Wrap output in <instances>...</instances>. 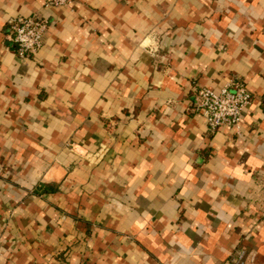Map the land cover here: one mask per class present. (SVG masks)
I'll use <instances>...</instances> for the list:
<instances>
[{
  "label": "crops",
  "instance_id": "crops-1",
  "mask_svg": "<svg viewBox=\"0 0 264 264\" xmlns=\"http://www.w3.org/2000/svg\"><path fill=\"white\" fill-rule=\"evenodd\" d=\"M237 81L212 134L196 92ZM0 264H264V0H0Z\"/></svg>",
  "mask_w": 264,
  "mask_h": 264
},
{
  "label": "built area",
  "instance_id": "built-area-1",
  "mask_svg": "<svg viewBox=\"0 0 264 264\" xmlns=\"http://www.w3.org/2000/svg\"><path fill=\"white\" fill-rule=\"evenodd\" d=\"M76 0H44L47 7L71 9ZM49 22L44 18L19 17L11 22V41L22 59L37 54L44 46ZM253 100L252 92L242 81L225 85L220 91L199 88L195 95V110L206 121L208 130L214 134L225 127L240 129L245 110ZM245 258L241 251L238 262Z\"/></svg>",
  "mask_w": 264,
  "mask_h": 264
}]
</instances>
